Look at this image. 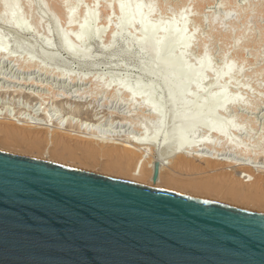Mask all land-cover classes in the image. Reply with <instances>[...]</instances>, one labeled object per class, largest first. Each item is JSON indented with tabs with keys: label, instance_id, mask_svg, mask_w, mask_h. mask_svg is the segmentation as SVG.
Returning a JSON list of instances; mask_svg holds the SVG:
<instances>
[{
	"label": "bare ground",
	"instance_id": "bare-ground-1",
	"mask_svg": "<svg viewBox=\"0 0 264 264\" xmlns=\"http://www.w3.org/2000/svg\"><path fill=\"white\" fill-rule=\"evenodd\" d=\"M182 5L183 6L179 5L176 7L182 10L181 8H185L186 4L182 3ZM115 8L120 16L118 25L121 35L126 39H133L132 46L135 47L136 57L132 55L133 50L124 49L123 47L122 50L116 52L117 54L115 55L121 56V58L127 60L138 59L141 61H148L146 67L142 68L143 71L155 73L161 77L163 83H170L175 95H170L171 97L163 101L159 98V91L155 88L149 91L150 93H148L146 97H142L143 99L146 98L144 102H139L138 105H135L133 99H131V93L126 92L121 87L115 86V89L108 90L109 87L105 88L104 84L100 86L99 82L95 81L93 83L94 88L89 92L92 98L96 99L100 93L114 98L117 95L116 92L120 91V95L126 97L125 103L130 112L132 108L141 111L142 115L148 112L149 116L153 118L151 122L154 123L151 124L150 127L143 129V125L138 124L140 121L139 118V121L135 123L130 117H123L118 122L114 123V121H112L108 127L107 122H99L100 119H97V112H89L88 109L85 110V112L82 110L76 111V109L72 108L57 109L53 115L49 116H46L41 110L42 113L38 114L36 117L32 116V119L26 117L20 118L18 115L23 116L27 111L23 108L25 112L20 109L15 113L18 117L17 121L8 118L0 119V152L47 163L74 166L83 169V171L95 172L97 175L100 174L101 176L104 175L116 178L147 188L170 189L173 190V192L184 194L183 196L199 197L202 198L201 200L209 199L229 204V206L234 205V207H244L258 210L261 214L262 212L264 213V168H256L252 165L249 166L248 164L233 162L232 160L229 162L224 158H211L205 154L198 153L213 151L216 157L222 155L227 156L228 153H230L229 156L237 154L239 157H242V159L252 161L250 162L251 164H264V154L262 150L241 147L239 144H234V141L230 143L229 140L225 138L223 131L210 126L207 120H205L206 117L212 118L218 125H228L227 128L229 132L233 133V131H235L233 133L234 136L235 133L241 134L242 129H236L233 125L225 123L226 121L220 118L223 114L218 115L217 109L218 106L223 105L232 109L233 112H238L241 108H244V102H240L235 96L226 97L223 91H217L206 96L205 101L197 102V104L195 103L193 106L190 105L194 115L191 114L189 117L185 116L184 110H186V108H181L179 113L176 112V107L180 106V104L182 107H184L183 104L189 105L188 102L190 101L186 99V96L189 98L191 94L194 98L196 97V93L191 91V89L195 90V88L191 85L196 84L197 87L204 85L205 77L208 75L207 70L209 68L206 60H198L194 64H192L193 61L190 63L187 60V52L192 42L191 36L186 37L184 32L187 20L183 19L180 23H177L176 20L166 24H152L149 21L152 11L143 8L139 3L121 1L117 3ZM181 15L182 14H180V16ZM64 16L66 22H70L73 17V11L67 12ZM0 22L16 32L29 31V27L22 21L16 10L15 0L5 1L2 4ZM95 23L96 15L94 12L88 13L85 22L79 26L78 33L73 40H71L66 33L57 32L56 42L58 48L69 57V60L78 61L79 64L83 65L90 64L89 62L92 60V57L89 53L90 50H87L88 47H86L87 44H85V42L87 39H90L91 42L95 40ZM210 24L213 25V22H210ZM134 26L138 27L139 34L137 35L132 34L130 31ZM106 28L107 25L104 26L103 29L105 30ZM126 29L129 30V33H126ZM110 31L108 41L113 38L116 29L112 28ZM43 43L46 52L37 51V49L34 48L30 50V54L25 57L22 56L20 58L18 57L19 55L15 57H6L11 53L8 52V45L6 42L0 38V55L4 56L0 57V61L13 62L16 64L17 69L14 71L13 68H9V71H14V73L16 72L17 74L26 76L21 79V84H19L24 85V88L0 86V111L5 109V114L9 112V110L4 107L6 103L3 101L7 95H13V99L17 97V100L25 98L26 102L31 106L34 102V106L38 103L41 104L40 101L42 100L39 101L41 93L30 90V88L26 89V87L33 86L42 89L43 82L28 78V76L32 74L41 76L46 80L53 78V81L56 80V82L64 84V88H77L92 81V77H80L78 75L79 78H77L76 75L68 76V74H65L62 70L57 72L54 70V67L52 69L46 66V61L57 63L60 60H58V57L53 53L47 52L52 43H50L49 40L43 41ZM118 46V43H116L110 49L103 51V53L113 52ZM177 46L179 48L178 50L183 51H178ZM181 46L183 47L180 48ZM192 49L191 47V50ZM101 50L103 49L101 48ZM199 54H202V52ZM202 57L204 56L201 55L200 59H202ZM35 58H40L42 63L37 62ZM0 67H4L3 63ZM7 69L8 66L5 65V70ZM231 72L232 68L227 64V66L212 79V82L218 85L222 79L226 81L227 77L231 75ZM206 73L207 75H205ZM1 74L5 78L8 76V74L5 75L0 71V76ZM67 76L69 81H67L68 83L65 85ZM5 78L0 77V80H4ZM16 80L19 82L20 78H16ZM39 83L41 86H38ZM47 91L53 94L51 100L58 101L57 97L59 94L53 91L52 85L49 86ZM74 91L79 93L81 90L78 88ZM84 94H86V92L79 93L80 98ZM13 102V105H15L16 101ZM247 106L245 105V110L254 113L256 108ZM8 107H10L9 104ZM82 112H84V114ZM57 113L60 114L58 117ZM5 114L3 116H6ZM31 114L32 110L29 111L28 115ZM80 114H83V117L80 120H76V117L80 116ZM40 116L41 119H38ZM144 116L143 118L140 116V119L147 117ZM150 117H148V119ZM40 120H43L45 123H52L55 126V130L49 131V129H47L48 126L46 128H40V124L38 125L37 123V121ZM63 121H66L65 128L77 129V133L75 131V133H70L68 131L62 132V127L60 125H62ZM36 125L39 127H36ZM83 126L86 129L89 127L90 129H97V131L101 133V127L131 129L137 132V135L133 136V134H131V136L126 138L125 143L119 144L98 139L99 136H97L98 134L95 130H92V134L96 137L87 138L84 132L81 131L82 133H78ZM198 130H201V132L203 131L206 135L203 136V133V137H201V139L199 138V141L192 140V136H194ZM207 135L211 136L213 139L209 140ZM106 139H109V137ZM110 140L112 141V139ZM196 143L199 145H195ZM189 149L191 150L189 151ZM160 151H164L165 153L162 152L163 154L157 155V152ZM156 163L159 164V172L157 181L154 182L152 181V175ZM201 164H203V166ZM255 172L259 173V175L255 176Z\"/></svg>",
	"mask_w": 264,
	"mask_h": 264
},
{
	"label": "rangeland",
	"instance_id": "rangeland-1",
	"mask_svg": "<svg viewBox=\"0 0 264 264\" xmlns=\"http://www.w3.org/2000/svg\"><path fill=\"white\" fill-rule=\"evenodd\" d=\"M5 1L9 0H0V16L2 14V4ZM121 1L139 3L143 8L151 10L152 14L149 21L152 24H166L176 20L177 23H180L183 19L187 20L184 32L186 37L191 36L192 38L191 46L187 52V60L190 63L193 61L192 64L196 63L198 60H206L209 68L207 70L208 75L207 73L205 74L207 76L205 77L204 85H200L199 87H197L196 84L191 85L193 88H195V90L191 89V91L196 93V97L194 98L191 94L189 98L186 96V99L190 101H187L189 105L183 104L184 107H182L180 104V106L176 107V112L179 113L181 108H186V110H184L185 116L189 117L191 114L194 115L190 105L193 106L195 103L197 104V102L205 101L206 96L217 91H223L226 94V97L235 96L238 100H240V102H244L246 106L248 105L247 107L256 108L254 113H251V111H246L245 105L244 108H241L242 110L240 109L238 112H233L232 109L220 104V106H218L217 113L218 115L223 114V116H220V118H223V120L226 121L225 123L233 125L236 129H242L241 134L235 133L234 136L233 133L235 131H233V133L229 132L227 128L228 125H218L214 122V120H212V118L209 117H206L205 120H207L210 126L223 131L225 138L229 140L230 143L234 141V144H239L241 147L260 149L264 154V0H15L16 10L18 11L22 21L29 27V31L16 32L0 22V38L6 42L9 50L8 52L11 53L6 57H15L16 55H19L18 57L20 58L22 56L25 57L26 55H29L30 50L34 48L37 49V51L46 52V50H44L45 46L43 41L45 42L46 40H49L52 44L47 52L53 53L60 61L57 63L53 61H46V66L51 67L52 69L54 67V70L57 72L62 70V72L68 74V76L76 75L77 78H79V76L92 77V81L81 87L64 88V84L61 82H56V80L53 81V78L46 80L41 76L32 74L31 76H28V78L43 82L42 89L36 86L26 87V89L30 88V90L40 92L41 97L39 98V101L42 100L40 101L42 105L38 103L36 106H34V102L31 106L28 102H26L25 98L17 100V97L13 99V95H7L3 101L6 103L4 107H6L9 112L5 114V109L0 111V119L8 118L14 121H17L18 117L32 119V116L36 117L38 114L42 113V111L46 116H49L53 115L57 109L72 108L76 109V111L82 110L85 112V110L88 109L89 112H97V119H100L99 122H107L108 127L112 121H114V123L118 122L123 117H130V119H133L132 121L135 123L140 120L138 124H142V128L144 127L143 129L150 127V125L154 123L151 122L153 121V118L149 116L148 112H145L142 115V112L135 108H132L130 112L125 103L126 97L124 95H120V91L116 92L117 95L114 98L100 93L96 99H93L89 92L94 88L93 83L95 81L99 82L100 86L104 84L105 88L109 87L108 90L115 89V86L121 87L126 92L131 93V99H133L135 105H138L139 102H144L146 98L143 99L142 97H146V95L150 93L149 91H152L155 88L159 91L158 96L163 101L171 97L170 95H175L172 91V85L170 83H163L161 81V77L155 73H147L143 71L142 68L146 67L148 61H141L138 59L127 60L121 58V56L115 55L117 54L116 52H120L123 47L124 49H129L131 51L133 50L132 55L136 57L135 47L132 46L133 39L130 40L122 37L118 25L120 16L115 6ZM181 2L186 4L185 8L183 7L184 9L181 8L182 10H180L179 7H176L179 5L183 6ZM69 11H73V17L70 22H66L64 15ZM92 12H94L96 15V23L94 26L96 34L95 40L91 42L90 39H87L85 42V44H87L86 47H88L87 50H90L89 53L92 57V60L89 62L90 64L83 65L79 64L78 61L75 62L71 59L69 60V57H67L66 54L58 48L56 37L57 32H62L66 33L69 38L73 40L75 35L78 33L79 26L85 22L88 13ZM180 14L182 15L180 16ZM210 22H213V25L210 24ZM105 24L107 25V28L104 30L103 28L106 26ZM112 28L116 29V31L113 34V38L108 41V36ZM132 29H130L132 34H139L138 27L134 26ZM126 33H129L128 29H126ZM116 43H118L119 46L113 52L103 53V51L110 49ZM182 47L183 46L180 48ZM191 47L193 48L192 50ZM101 48L103 50H101ZM178 49L179 48L177 46V50ZM200 52H202V54H199ZM201 55L204 56L202 59H200ZM0 57L4 56L0 55ZM35 60L42 63L40 58H35ZM2 63L4 67H0V71L5 75L8 74V76L5 78L1 74L0 77L5 79L0 80V86L4 85L9 86L10 88H24V85L19 84H21V79L25 78L26 76H22L16 72L14 73V71L17 69L16 64L13 62L9 63L8 61L2 62L1 60L0 65H2ZM227 64L232 68L231 75L227 77L226 81L225 79H222L218 85L216 83L214 84L212 79H214V77L218 75L219 72H221L224 67L227 66ZM5 65L8 66L7 70H5ZM9 68H13L14 71L10 72ZM68 76L65 80V85H67V81H69ZM16 78H20V81L18 82ZM51 85L53 91L59 94L57 97L58 101L51 100L53 94L47 91ZM38 86H41V84L39 83ZM78 88L81 90L79 93L86 92V94L82 95L81 98L79 93L74 91ZM13 101H16V106L13 105ZM8 104L10 107H8ZM23 108L27 110V116L25 114L23 116L18 115L17 117V114L15 115V113L20 109L25 112ZM28 110H32L31 115H28ZM84 112L82 113L84 114ZM4 114L6 116H3ZM83 114L77 116L76 120H80L83 117ZM58 115L60 114L57 113V117ZM140 116L142 118L143 116L147 117L140 119ZM148 117L150 118L148 119ZM38 119H41V116L38 117ZM37 123L38 125L40 124V128H46L48 126L47 129H49V131H52L53 129L55 130V126L52 123H45L43 120L37 121ZM38 125H36V127H39ZM60 126L62 127V132L68 131L71 133L74 131L76 132L77 130L69 127L65 128L66 121H63L62 125ZM108 127H101V133L97 131V129H90V127L86 129L83 126L81 127L80 131L78 130V133L84 132L85 137L95 138L96 136L92 134V132L95 130L98 134L96 135L99 136L98 139L108 140L110 142L119 144L125 143L126 138L131 136V134H133V136L137 135V132H134L131 129H115L114 127L111 129ZM203 133V131L201 132V130H198L197 133L192 136V140L194 139L199 141L201 137L206 135ZM107 137H109V139H106ZM207 137H209V140L213 139L211 136L207 135ZM110 139H112V141ZM198 143L195 145L200 144ZM191 149H189V151ZM162 152L165 153L164 151H160L157 152V155L163 154ZM198 153L205 154L211 158H224L229 162L232 160L233 162L248 164L249 166L252 165L256 168H264V164H251L250 162L252 161L242 159V157H239L237 154H233L234 156H229L230 153H228L227 156L222 155L216 157L214 156L213 151ZM57 165L83 171V169L74 166L61 164ZM201 165L203 166V164ZM84 171L92 173L90 171ZM93 174L97 173L93 172ZM254 175H259V173L255 172ZM160 190L182 195V193L175 191L173 192V190L170 189ZM185 196L194 198L187 195ZM194 199L201 200L202 198L196 197ZM203 200L231 208L234 207V205L229 206V204L218 201H212L209 199ZM234 208L242 211L261 214V212L258 210L237 206ZM261 215H264V213L262 212Z\"/></svg>",
	"mask_w": 264,
	"mask_h": 264
},
{
	"label": "water",
	"instance_id": "water-1",
	"mask_svg": "<svg viewBox=\"0 0 264 264\" xmlns=\"http://www.w3.org/2000/svg\"><path fill=\"white\" fill-rule=\"evenodd\" d=\"M0 264H264V215L0 152Z\"/></svg>",
	"mask_w": 264,
	"mask_h": 264
}]
</instances>
